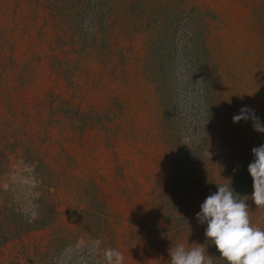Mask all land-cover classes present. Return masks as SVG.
I'll use <instances>...</instances> for the list:
<instances>
[{"label":"rangeland","instance_id":"374dc122","mask_svg":"<svg viewBox=\"0 0 264 264\" xmlns=\"http://www.w3.org/2000/svg\"><path fill=\"white\" fill-rule=\"evenodd\" d=\"M245 106L264 0H0V264H228L196 213L231 181L264 229Z\"/></svg>","mask_w":264,"mask_h":264},{"label":"clouds","instance_id":"9594fccd","mask_svg":"<svg viewBox=\"0 0 264 264\" xmlns=\"http://www.w3.org/2000/svg\"><path fill=\"white\" fill-rule=\"evenodd\" d=\"M241 120H250L254 131L264 133V125L254 109L245 106L232 117L233 123ZM251 153L253 160L247 166L252 179L251 199L256 207L264 208V144L253 147ZM230 184L217 185V191L200 205L196 219L206 225V240L215 245L228 264H264V229L252 224L246 200L240 199L241 195ZM196 245L189 248L180 243L170 247V264H213L206 247ZM104 258L107 264H123L124 261L122 253L111 247L104 251Z\"/></svg>","mask_w":264,"mask_h":264}]
</instances>
